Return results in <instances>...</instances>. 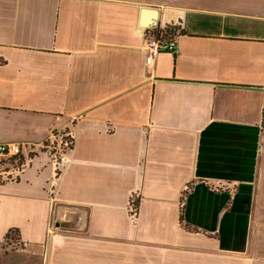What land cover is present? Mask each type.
<instances>
[{
    "label": "crops",
    "instance_id": "obj_1",
    "mask_svg": "<svg viewBox=\"0 0 264 264\" xmlns=\"http://www.w3.org/2000/svg\"><path fill=\"white\" fill-rule=\"evenodd\" d=\"M145 7L180 31L150 65ZM11 141L34 152L3 164L0 264H264V0H0Z\"/></svg>",
    "mask_w": 264,
    "mask_h": 264
},
{
    "label": "built area",
    "instance_id": "obj_2",
    "mask_svg": "<svg viewBox=\"0 0 264 264\" xmlns=\"http://www.w3.org/2000/svg\"><path fill=\"white\" fill-rule=\"evenodd\" d=\"M148 38L146 41V58L145 64L150 65L155 58L162 52H174L177 48V36L179 29L176 25H169L165 27H148ZM58 144L56 147L55 145ZM74 146V134L71 130H53L50 136L42 144V148L50 154H56L59 157L58 166L64 167L69 161L68 152ZM28 152H34V147L31 144L24 142H5L0 143V179L3 178L4 171L3 164L6 159H18V156ZM132 210H135L132 208Z\"/></svg>",
    "mask_w": 264,
    "mask_h": 264
},
{
    "label": "water",
    "instance_id": "obj_3",
    "mask_svg": "<svg viewBox=\"0 0 264 264\" xmlns=\"http://www.w3.org/2000/svg\"><path fill=\"white\" fill-rule=\"evenodd\" d=\"M159 11L157 8L145 7L142 10V19L140 26L143 28L155 27L158 25ZM65 210L81 211L82 215L76 222L67 221L63 216ZM87 209L79 208L76 206L59 204L55 217L54 226L56 228L78 229L84 230L86 228Z\"/></svg>",
    "mask_w": 264,
    "mask_h": 264
},
{
    "label": "rangeland",
    "instance_id": "obj_4",
    "mask_svg": "<svg viewBox=\"0 0 264 264\" xmlns=\"http://www.w3.org/2000/svg\"><path fill=\"white\" fill-rule=\"evenodd\" d=\"M55 146L57 147L58 144H56ZM68 153H69V152H68ZM21 156H22V155L18 156V158L20 159ZM128 207H129V210H130L131 215H132L133 217H135V215H136L137 212H138V206H137V204L135 203V197H134V196H132V197L130 198V203H129V206H128ZM132 208L135 209V210H132ZM11 236H13L14 239H16V237H18V235H17L15 232H12Z\"/></svg>",
    "mask_w": 264,
    "mask_h": 264
},
{
    "label": "trees",
    "instance_id": "obj_5",
    "mask_svg": "<svg viewBox=\"0 0 264 264\" xmlns=\"http://www.w3.org/2000/svg\"><path fill=\"white\" fill-rule=\"evenodd\" d=\"M12 232H15L17 235L19 234L18 229H11L10 232H9V233L7 234V236H6L7 239H9V238L14 239V237L11 236ZM16 238H18V237H16Z\"/></svg>",
    "mask_w": 264,
    "mask_h": 264
}]
</instances>
